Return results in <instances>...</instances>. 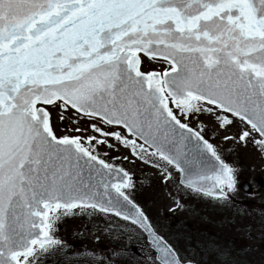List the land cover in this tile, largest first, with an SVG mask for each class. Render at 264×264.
<instances>
[{
	"label": "snow or ice",
	"instance_id": "6c2138e0",
	"mask_svg": "<svg viewBox=\"0 0 264 264\" xmlns=\"http://www.w3.org/2000/svg\"><path fill=\"white\" fill-rule=\"evenodd\" d=\"M229 142L264 156V0H0V264H200L113 161L229 207ZM80 219L115 247L75 251Z\"/></svg>",
	"mask_w": 264,
	"mask_h": 264
},
{
	"label": "trees",
	"instance_id": "16d2710c",
	"mask_svg": "<svg viewBox=\"0 0 264 264\" xmlns=\"http://www.w3.org/2000/svg\"><path fill=\"white\" fill-rule=\"evenodd\" d=\"M113 162L125 167L132 174L133 180L139 189V191L136 192L137 202L144 208L152 222L166 235H170L174 238L178 237L180 244L187 248L189 254L200 261V264H264V249L252 247L247 249L243 241H238L240 231L243 229H246L248 232V237L249 234L253 236L249 237L251 240L258 239L254 238V230L264 231L261 228L262 223H264V218L260 214L259 206H252L247 198L248 196L245 194L244 197L238 196L237 193H241L242 191L239 184V190L235 194L234 201L229 207H221L208 198H201L202 201L193 199L195 203H198V205L196 204L194 207L204 209L205 213L203 215L207 216L208 222H200L202 214L198 213L197 210H192L190 212L191 215H194V213L199 215V219L195 220V222H187L184 225L165 223L161 228L153 220L151 210H154V208L152 205V198L147 196L148 194L151 195V193L147 191V184L142 181L139 182V180L134 178L136 175H141V177H143L142 180L145 178L148 179V172L143 167L140 168L141 173L137 172L138 166L128 161L114 160ZM147 181H149V179ZM87 224L88 223H86V225ZM96 224V222H92V227ZM217 228L218 231L220 230L221 235L217 232L214 233V230ZM75 237H78V234ZM107 242L109 243V248L115 247L111 239L107 240ZM68 245L75 249L74 245L70 242ZM229 253L231 255H229ZM56 259L57 264H62V260L59 256H57ZM72 264H77V262L73 261Z\"/></svg>",
	"mask_w": 264,
	"mask_h": 264
},
{
	"label": "rangeland",
	"instance_id": "374dc122",
	"mask_svg": "<svg viewBox=\"0 0 264 264\" xmlns=\"http://www.w3.org/2000/svg\"><path fill=\"white\" fill-rule=\"evenodd\" d=\"M205 124H210V118L202 117L201 118ZM92 134V133H89ZM223 135V133H220ZM233 148L234 151L232 153H228L226 149ZM110 156H123L130 155L127 149L120 147L119 151L108 150ZM222 151H224V156L226 160L231 163H235L243 171L239 177V185L244 181H247L249 185L256 191L257 193L251 196H248V200H254L258 204L263 201V196L261 193L262 185L260 184V180L264 181V156L261 155L259 151H257L251 144L248 147H241L239 144L233 145L231 142L222 145ZM134 164L138 166L137 172H140V168L143 167L148 172V179H143L141 175H136L134 178L144 182L147 184V191L151 193L147 196L152 198V205L154 210H151L153 220L162 228L165 223H173V225H184L187 222H195V220L199 219V215L195 214L191 215L190 212L193 210H197L201 215L200 222H208L207 216L203 215L205 213L203 208L194 207L196 201H202L201 198L196 196H185L183 193L180 194L178 198L181 199L182 203L186 205L184 208H175V204L173 203L172 198L169 196V192L172 191L173 195L175 192L173 189L161 183L160 176L156 169L150 167L149 165L143 164L139 160H135ZM141 173V172H140ZM139 173V174H140ZM150 183V184H149ZM150 185V186H149ZM264 190V189H263ZM238 196L244 197V191L241 193H237ZM246 195V194H245ZM194 199V200H193ZM194 201V202H193ZM194 207V208H193ZM169 208H175V211H169ZM92 222H96L97 224H103L102 220H89L85 221L83 219L76 220V222L69 223L65 222L61 226V230L58 233L67 243H71L75 247V251L82 252L84 250L95 249L97 251L106 250L109 248V243L107 240L111 239L109 233H106L104 227H97V224L92 227ZM87 224V227L85 225ZM212 226V225H211ZM215 226V225H214ZM213 226V227H214ZM217 227V226H216ZM74 229L82 232L83 234H78V237H75L77 234H74ZM220 233L218 228L214 230V233ZM100 236L99 243L95 242V236ZM254 238H258L257 240H251L249 237H253L249 234L246 229L240 231L238 236V241H243L244 246L249 248L256 249H264V235L259 230L253 231ZM262 239V240H261ZM55 264H57V259L55 258ZM214 264V263H213Z\"/></svg>",
	"mask_w": 264,
	"mask_h": 264
},
{
	"label": "flooded vegetation",
	"instance_id": "af4514ba",
	"mask_svg": "<svg viewBox=\"0 0 264 264\" xmlns=\"http://www.w3.org/2000/svg\"><path fill=\"white\" fill-rule=\"evenodd\" d=\"M260 184L262 185V187H264V181L263 180H260ZM264 189V188H263ZM263 189H261V193H262V196L264 195V190ZM247 196H251V195H254V194H256L257 192L256 191H254V189L250 186V192H244ZM263 198H264V196H263ZM249 202H250V204L252 205V206H259V210H260V214H261V216L264 218V199H263V201H261V203L260 204H258L256 201H254V200H249ZM261 233H263V235H264V231L263 232H261Z\"/></svg>",
	"mask_w": 264,
	"mask_h": 264
},
{
	"label": "water",
	"instance_id": "95a60500",
	"mask_svg": "<svg viewBox=\"0 0 264 264\" xmlns=\"http://www.w3.org/2000/svg\"><path fill=\"white\" fill-rule=\"evenodd\" d=\"M242 188H243L244 191L250 192V185H249V183L247 181H244L242 183Z\"/></svg>",
	"mask_w": 264,
	"mask_h": 264
}]
</instances>
